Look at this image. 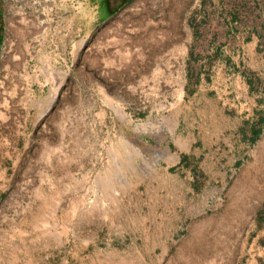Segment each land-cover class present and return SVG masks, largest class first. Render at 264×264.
Here are the masks:
<instances>
[{
  "label": "rangeland",
  "instance_id": "obj_1",
  "mask_svg": "<svg viewBox=\"0 0 264 264\" xmlns=\"http://www.w3.org/2000/svg\"><path fill=\"white\" fill-rule=\"evenodd\" d=\"M203 1L5 0L0 131L33 132L25 157L30 174L36 161L51 160L54 145L60 148L55 162H73L75 176L90 179L92 199L106 194L110 178L124 191L152 177V154L172 153L167 136L179 115L209 112V104L182 91L195 28L205 19ZM212 60L202 62L208 80ZM255 64L247 59L242 66L252 72ZM256 80L264 88V79ZM259 151L260 159L249 160L237 183L222 191L213 217L204 218L233 239L244 229L251 243H264L257 232L264 216V138ZM113 204L92 200L91 216Z\"/></svg>",
  "mask_w": 264,
  "mask_h": 264
},
{
  "label": "crops",
  "instance_id": "obj_2",
  "mask_svg": "<svg viewBox=\"0 0 264 264\" xmlns=\"http://www.w3.org/2000/svg\"><path fill=\"white\" fill-rule=\"evenodd\" d=\"M210 53V80L201 73L198 84L182 86L209 112L179 115L167 136L172 153H153L156 173L124 191L110 178L106 194L92 199L90 179L76 177L73 162H55L54 145L32 175L25 157L33 132L0 131V264H264V243L245 240L244 229L233 239L204 224L244 165L260 159L264 43L247 32ZM92 200L115 204L91 216ZM257 232L264 240V216Z\"/></svg>",
  "mask_w": 264,
  "mask_h": 264
},
{
  "label": "trees",
  "instance_id": "obj_3",
  "mask_svg": "<svg viewBox=\"0 0 264 264\" xmlns=\"http://www.w3.org/2000/svg\"><path fill=\"white\" fill-rule=\"evenodd\" d=\"M204 0L202 3L205 19L196 25V50L190 52L188 82H199L202 62L208 58L212 46L220 48L233 40L242 30H249L264 43V0Z\"/></svg>",
  "mask_w": 264,
  "mask_h": 264
},
{
  "label": "flooded vegetation",
  "instance_id": "obj_4",
  "mask_svg": "<svg viewBox=\"0 0 264 264\" xmlns=\"http://www.w3.org/2000/svg\"><path fill=\"white\" fill-rule=\"evenodd\" d=\"M4 20V3L0 0V22ZM3 29V25L0 24V31Z\"/></svg>",
  "mask_w": 264,
  "mask_h": 264
}]
</instances>
